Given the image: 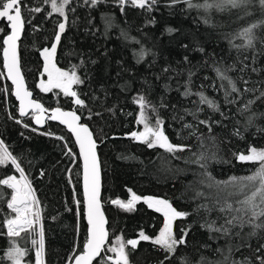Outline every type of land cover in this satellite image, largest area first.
<instances>
[{
  "label": "trees",
  "instance_id": "obj_1",
  "mask_svg": "<svg viewBox=\"0 0 264 264\" xmlns=\"http://www.w3.org/2000/svg\"><path fill=\"white\" fill-rule=\"evenodd\" d=\"M23 4L27 6L23 9L26 23L21 41L22 70L26 85L33 92L34 98L46 108L59 106L64 110H73L76 106L70 98L62 94L56 96L44 93L36 87L43 65L38 50L50 46L56 22L62 18L58 14L46 18L50 6L44 4L43 0H23ZM169 5L170 0H160L151 12L131 5H125L121 11L118 0H102L95 7L85 4L84 0H72L69 7L75 11H68V24L58 47L59 67L68 69L84 62L78 73L85 83L76 86V89L86 94L81 98L86 100L88 107L78 114L97 139L101 163V202L108 220L109 239L112 242L117 235H123L125 240L138 239L140 231L153 238L158 235L163 218L148 210L142 199L132 210L111 203L115 199L126 203L131 199V192L142 198L153 195L169 200L178 211L191 213L186 218L174 221L173 227L177 235H180L182 228L188 230L187 245L181 246L176 255L170 261H165V264H178V258L185 254L193 264L201 254L220 260L223 257L215 250L222 248L227 254L229 245L234 249L233 259L249 257L255 264V250L264 240H249L245 235L248 228L238 238L209 233L206 228L201 227L205 220H217L223 214L219 211L210 214L203 210L196 212L197 206L201 203L211 204L218 192L221 197L226 193L216 187L208 188L200 184L199 181L204 179L200 175L204 169L191 161L196 159L193 153L199 155L201 151L209 154L216 152L218 159L207 162V171L217 181L228 180L231 176L249 175L257 167L255 164L239 162L233 153L243 151L249 143L264 146V139L253 135L255 128L244 133L245 139L232 135L238 127L236 119H243L235 115L239 104H225L223 92L210 85L215 82L219 86L213 71L214 62L223 60L225 64H232L237 61L238 53L230 48L228 41L224 39L225 34L234 33L260 19V10L258 7L253 9L254 14L243 20L237 19L243 12L212 11L208 17L210 23L205 24L203 18L208 14L202 10H188L182 3ZM35 7H42L44 10L39 13L29 11V8ZM152 20L155 22L149 23ZM4 26L1 22L0 27ZM168 29L175 31L170 33ZM257 34L264 33L258 29ZM236 43L240 41L237 40ZM141 48L146 55L138 62L137 54ZM201 48L203 52L199 50ZM245 55L251 57V50L241 52L239 58L243 59ZM185 57L188 58L187 61ZM246 63L250 64L251 60ZM255 66L264 67V56L259 57ZM165 68L168 69L167 72L164 71ZM189 70L194 73L191 85L193 91L201 90L203 85L206 94L220 102L221 111L228 117L212 113L206 106L205 112L200 114V119L211 116L213 120L221 121L220 124L213 125L211 133L216 138L215 147L207 139L209 133L203 125L199 126V131L205 137L203 149L197 138L189 136V130L183 127L184 123H195L190 116H185L184 109L193 108L192 101L197 97L185 98L181 95ZM0 71H3L1 58ZM230 74L236 76L239 73ZM260 79H264V73L259 76L251 74V80ZM0 88L11 87L6 79L0 78ZM139 94L147 95L157 106L161 103L166 105L159 108L165 134L175 144L190 145V150L173 155L159 147L148 148L146 144L130 137L131 132L141 131L143 128L137 123L139 108L134 103ZM93 96L98 99L93 100ZM249 98L251 96L246 95L240 100V104ZM89 109L93 114L91 119L88 118ZM108 109L114 111L109 112ZM253 110L264 112V102L257 101ZM9 113L22 119L30 127L17 124L9 118ZM181 116H184L183 120L179 119ZM256 123L264 126V118L258 119ZM33 128L31 116H18L17 103L10 92H0V139L20 159L40 201L45 264H71L69 258L74 252L79 254L82 250L87 237V224L84 218L80 159L65 154V142L73 152L78 151L71 136L60 126L47 123L44 130L32 131ZM49 132L54 135H48ZM60 136L65 137V140L57 139ZM41 172L44 174L41 175ZM10 174L19 177L13 166H0V178ZM0 188L4 193L0 199V233H6L3 220L10 214L6 201L10 199L11 190L4 186ZM196 191L204 192L209 199H194ZM76 201L80 203L77 204ZM222 222V219L217 220L218 224ZM38 230L37 227V233ZM210 236L215 238L210 239ZM34 238L38 240V234H34ZM244 240L251 246L240 247L239 251H235ZM19 242L30 249L29 256L25 258L27 264H35V248L30 239ZM204 245L208 247L205 248ZM8 247L9 238L0 235V257H3ZM127 251L131 264H159L165 257V253L150 241H141L136 250L128 246ZM260 254L264 255V252ZM3 264L8 262L4 261Z\"/></svg>",
  "mask_w": 264,
  "mask_h": 264
},
{
  "label": "snow or ice",
  "instance_id": "obj_2",
  "mask_svg": "<svg viewBox=\"0 0 264 264\" xmlns=\"http://www.w3.org/2000/svg\"><path fill=\"white\" fill-rule=\"evenodd\" d=\"M85 4H90L95 7L102 0H84ZM160 0H118V3L123 11L125 5L144 9L151 12ZM43 3L50 6V11L46 13V18L58 14L62 19L56 22V30L53 33V38L50 46H44L39 49V56L42 58V72L39 83L36 85L41 92L53 93L56 96L61 94L64 97L71 99V102L76 106L73 110H64L62 107H55L50 110L51 114L45 116L49 109L44 106L39 100L33 98V92L26 85V78L22 70V54L21 41L25 31V18L23 9L27 7L23 4V0H0V22L4 23V27H0V50L3 56V69L0 71V78L11 81L12 87L0 88V92L11 95L19 102L18 113L19 117L23 118L31 116L37 125H43L45 120L58 121L61 125L66 126L69 133L74 137L75 145L78 146L79 152H73V149L65 142L66 155L74 159H82L83 171V197L85 215L87 218V237L83 243L82 250L79 254L73 253L70 257L71 264H131L129 258L128 246L132 250H136L141 241H150L153 246L158 247L165 253L164 260L159 264H165V261H170L177 253L181 246L187 245L188 230L181 229L180 235L174 231V221L177 218H186L191 213L178 211L173 207L172 203L167 199L155 197H141L134 192H131V199L126 203L123 200L115 199L111 203L119 205L121 208L132 210L135 204L143 199V202L149 208H154L156 212L161 213L164 217L163 225L159 229L158 235L154 238L147 235L144 231H140L137 238L127 239L123 235H117L115 240L110 242L109 231L106 228L107 220L101 210L100 201V162L97 154V139L94 138V133L87 123L81 122V115L78 114L82 109L87 108L86 100L81 98L82 94L76 86L83 85L85 80L78 73V69L84 66L81 61L79 65H72L68 69L58 66L57 51L61 45L62 35L66 31L68 24V11H75L69 6L72 0H43ZM185 4L188 10L203 11L208 14L203 18L205 24L210 23L208 18L212 11L229 12L234 10L243 12V15L237 16V19L243 20L245 17L254 14L253 9L259 8L261 17L247 26L240 28L234 33H227L224 39L228 41L230 48L237 51V61L232 64H225L223 60L216 61L213 64V71L216 74V79L219 81V86L213 82L211 87L217 91L223 92V101L227 105H238L236 116L243 119H236V127L232 135L245 139L244 133L249 129L255 128L254 136L259 135L264 139V126L258 125L256 121L264 118V112H256L253 106L257 101L264 102V79L251 80V74L261 75L264 73V67H256L260 56H264V34L258 35L257 30L264 33V0H170V5ZM42 7L29 8L30 12L39 13L43 11ZM155 21H149L154 23ZM30 23V21H28ZM108 26L110 22H107ZM170 33L174 29H168ZM126 35V34H125ZM134 39V38H133ZM239 40L240 43H236ZM139 43V41H136ZM259 45V47H258ZM203 52V49H199ZM251 50V57L245 55L243 59L239 58L241 52ZM71 55V53H70ZM138 55V62L143 60L146 52L141 48ZM185 57V61H187ZM251 60V63L246 61ZM168 71L167 68L164 69ZM230 73H239L236 76ZM194 73L188 71V79L184 84V91L181 95L185 98L195 96L196 100L192 101L193 108H185V116H190L195 123H184L183 127L189 130V136H195L200 142V147L205 148V137L199 131V126L203 125L207 128L209 136L208 140L212 141L215 147V136H212L214 124H220V120H213L211 116L206 119H200V114L205 112V107L211 110L212 113H219L221 117L228 118L221 111L220 102L212 97H209L203 90L193 91L192 76ZM46 77V78H45ZM247 77V78H246ZM207 79V77H205ZM246 95L251 98L247 99L243 104L240 100ZM93 100L98 99L93 96ZM134 103L138 105L139 114L137 123L143 126L142 131H133L130 136L147 145L148 148L159 147L166 152L175 155L178 152H183L186 149L190 150V145L175 144L169 140L165 134L164 120L159 115V108L166 107L163 103L159 106L152 103L147 95L139 94ZM88 118L93 115L91 109ZM109 112L114 109H108ZM100 115V113H95ZM154 117V120H153ZM9 118L15 120L17 124H23L25 128L30 126L23 123L22 119H18L9 113ZM176 119V117H173ZM183 120L184 116L179 117ZM32 131H37L33 128ZM43 134V133H42ZM54 135V133H47ZM23 135V134H22ZM57 139L65 140V137L60 136ZM186 139V137L184 138ZM196 159L191 161L204 169L200 174L204 179L199 181L200 184L208 188L216 187L226 194L220 196L219 192L212 200V203H201L195 209L196 212L203 210L206 214L213 211H219L222 217H217V220L222 219V223H217V220H205L201 227L206 228L209 233H219L224 237H241V233L245 228L249 231L245 234L248 239L259 238L264 240V146L249 143L243 151L233 153L239 162L255 164L257 167L246 176H231L228 180L217 181L207 171L208 161L217 160L216 152L210 154L206 151H201L196 155ZM11 165L16 175H6L0 178V186H4L11 190L10 199L6 201L7 208L10 214L3 220V227L6 228V235L9 238V247L4 251L3 257H0V264L7 261L8 264H27L26 257L29 256L30 249L22 246L20 240L27 242L30 239L31 244L35 248V264H45V238L44 228L41 223L40 201L38 200L35 190L32 187V182L26 174L25 169L21 166L20 159L13 155L9 150V146L3 139H0V166L7 167ZM44 173L41 172V175ZM222 186V188H221ZM4 196L3 189L0 188V199ZM209 199L202 191H196L194 199L198 198ZM77 204L80 201H76ZM37 227L39 228L37 233ZM239 229L240 231H235ZM34 234H38L39 239L34 238ZM215 237L210 236V239ZM251 245L247 240H244L235 251H239L240 247ZM205 248L208 245H204ZM216 253H219L223 258L220 260L210 259L201 254L194 264H254L249 257L237 260L233 259L234 249L231 245L227 248V254L222 248H217ZM257 255L255 256V264H264V243H260L256 248ZM111 253V255H106ZM178 264H193V261L185 254L178 258Z\"/></svg>",
  "mask_w": 264,
  "mask_h": 264
},
{
  "label": "water",
  "instance_id": "obj_3",
  "mask_svg": "<svg viewBox=\"0 0 264 264\" xmlns=\"http://www.w3.org/2000/svg\"><path fill=\"white\" fill-rule=\"evenodd\" d=\"M0 23H1V22H0ZM22 37H23V35H22ZM0 58H1V65H2V69H3V56H2V50L0 51ZM3 71H5V70L3 69ZM6 81H7V83L10 85V87H12V85H11V81H10V80H6ZM11 96H12V98L15 100V102L17 103V111H18L19 102L15 99V97H14L13 95H11ZM33 98H34V95H33ZM34 99H35V98H34ZM54 108H55V107H54ZM48 109H49V108H48ZM51 109H52V108H51ZM51 109H49V112L45 113V116H46V117L49 116V115L51 114V112H50ZM66 111H68V110H66ZM18 116H19V113H18ZM26 117H27V116H26ZM23 118H24V117H23ZM81 122H82V121H81ZM47 123L56 124V125L60 126L61 128H63V129H64V130H65V131L71 136L72 140L74 141V137H72L71 133L68 132L66 126L61 125L58 121H52V120H48V119H46V120H45V123H44L43 125H37V124H35V121L32 119V125H33L36 129H38V130H44L45 127H46V125H47ZM130 137H131V136H130ZM74 144H75V141H74ZM75 146H76V145H75ZM76 148H77V151L79 152L78 146H76ZM97 154H98V150H97ZM98 159H99V162H100L99 154H98ZM80 163H81V187H82V193H83V171H82V164H83V162H82V159H80ZM100 169H101V163H100ZM100 178H101V172H100ZM148 196L155 197V198H161V197L153 196V195H146V196H144V197H148ZM83 199H84V197H83ZM161 199H163V198H161ZM100 201H101V188H100ZM142 203H143V205H144L148 210H150V211H151L152 213H154L155 215H157V216L163 218V220H164L163 215H162L161 213L156 212L154 208H149L148 205H147L146 203L143 202V199H142ZM101 210L103 211V213H104V215H105V212H104V209H103V206H102V202H101ZM84 218H85V221H86V224H87V218H86V215H85V210H84ZM105 218H106V220H107L106 215H105ZM177 219H179V218H177ZM177 219H176V220H177ZM106 228L108 229V220H107ZM87 229H88V225H87ZM129 247H131V246H129ZM94 263H95V262H94Z\"/></svg>",
  "mask_w": 264,
  "mask_h": 264
},
{
  "label": "rangeland",
  "instance_id": "obj_4",
  "mask_svg": "<svg viewBox=\"0 0 264 264\" xmlns=\"http://www.w3.org/2000/svg\"><path fill=\"white\" fill-rule=\"evenodd\" d=\"M142 130H143V128H142ZM142 130H141V131H142Z\"/></svg>",
  "mask_w": 264,
  "mask_h": 264
}]
</instances>
